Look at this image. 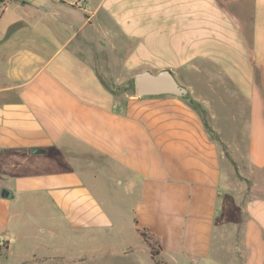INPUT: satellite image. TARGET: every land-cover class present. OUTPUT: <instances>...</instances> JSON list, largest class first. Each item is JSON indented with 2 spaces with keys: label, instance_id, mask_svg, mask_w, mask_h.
Instances as JSON below:
<instances>
[{
  "label": "crops",
  "instance_id": "crops-1",
  "mask_svg": "<svg viewBox=\"0 0 264 264\" xmlns=\"http://www.w3.org/2000/svg\"><path fill=\"white\" fill-rule=\"evenodd\" d=\"M6 2L0 23L20 18L0 32V262L74 264L79 235L155 264L144 232L165 262L212 260L226 239L229 264H264V0ZM153 68L188 98L107 85ZM91 153L113 165L106 187ZM112 187L109 205L96 194Z\"/></svg>",
  "mask_w": 264,
  "mask_h": 264
},
{
  "label": "rangeland",
  "instance_id": "rangeland-1",
  "mask_svg": "<svg viewBox=\"0 0 264 264\" xmlns=\"http://www.w3.org/2000/svg\"><path fill=\"white\" fill-rule=\"evenodd\" d=\"M7 1L8 2H6L7 3L6 5L11 8L15 3H18V4H21L22 2L35 3L36 1H41V0H7ZM40 4L44 5L45 2H41ZM4 6H5V0H0V12L3 11ZM20 11H24V13H27V15L30 16L31 19L34 18L33 12L28 13L26 7H20ZM19 18H20L19 10L13 11L11 9V10L5 11V16L4 18H2V21L0 23V32L3 30L4 27L9 26V25H10L9 26L10 30H12V32L13 31H15V33L18 32L17 29H15L17 27L13 26V23L16 22ZM27 28L30 31L20 34L19 40L25 41V39H29L31 35H33V37L35 38L34 25L32 26V25L27 24L26 29ZM41 29L42 31H44V33H48L47 31H45L44 27H42ZM22 30H25V29H22ZM47 35L49 36V34ZM155 69L156 68H153L154 72L156 71ZM0 76L2 77V72H0ZM132 76H133V72L129 75L130 80L128 82H124L123 84L107 83V85L108 86L112 85L113 87H116L117 89L120 88L123 95H125V93H130L134 95ZM200 86H201V82H200ZM205 89H206V94H208V99H209L210 98L209 90L207 88ZM203 115L205 117L206 114H203ZM222 147H223V144H222ZM84 158L89 160V163L87 164L88 166L87 168H90L91 170L98 171V168L102 169L106 165L105 167L106 171L104 172L106 176L104 174H103L104 176L99 174L96 180L99 186L106 187L107 186L105 185L106 180H107L106 177L109 178V174L113 172V169H111L113 168V165L109 161L105 160V158L100 157L99 155L94 154V153H91L88 156H85ZM229 159L233 163L234 167L237 168L232 158L230 157ZM100 182H101V185H100ZM115 189H116L115 187L114 188L112 187L111 194L107 196L103 194H98V191L96 190L97 191L96 195L97 197H99L101 201H104L110 205L111 203L118 202V199L120 198V196L116 194ZM58 243L62 245L61 243L63 242L59 241ZM67 243H68V246L70 247V252L73 257H78V256L84 257L80 260H75L74 264H145L144 260L142 259L139 253L128 254V255H125L124 257L115 256L112 252L113 250L105 249V248L112 247V246H109L108 244L106 245L104 241H101L100 243L93 242L92 240L90 241L84 236L75 235V236H69ZM218 245L219 244L215 245L216 249ZM5 246H6V243L4 242L2 250L0 248L1 258L4 253L3 249L5 248ZM98 246H99L100 251H96V252L89 251L90 248L98 247ZM60 247H63V246H60ZM219 252H220L219 254L218 253L216 254L218 256L213 255L214 257L212 260L209 259L206 261V260L199 259L197 264H229L230 262H228L229 260L227 259L231 260L230 256H232L235 252L234 246L228 240L224 239L222 245H219ZM158 257L164 260L161 255L160 256L158 255ZM36 259L37 258L34 256V254L28 253L20 257L9 258L7 262L10 261V264H35L37 261H42V264H52V262L53 263L62 262V260L56 259V258L51 259V260L50 259L36 260ZM166 261L169 264L188 263L187 262L188 260H185V258L174 259V258H170L169 256L168 257L166 256ZM3 262H5V260H1L0 264H3Z\"/></svg>",
  "mask_w": 264,
  "mask_h": 264
},
{
  "label": "water",
  "instance_id": "water-1",
  "mask_svg": "<svg viewBox=\"0 0 264 264\" xmlns=\"http://www.w3.org/2000/svg\"><path fill=\"white\" fill-rule=\"evenodd\" d=\"M133 90L135 95H160L172 94L188 98V89L185 85L179 83L170 69L162 68L155 72L150 70H141L133 74ZM40 148L29 147L28 152H41ZM0 195L11 197L12 193L5 187H0Z\"/></svg>",
  "mask_w": 264,
  "mask_h": 264
},
{
  "label": "trees",
  "instance_id": "trees-1",
  "mask_svg": "<svg viewBox=\"0 0 264 264\" xmlns=\"http://www.w3.org/2000/svg\"><path fill=\"white\" fill-rule=\"evenodd\" d=\"M190 103L192 104V106L195 109H197L198 111H200L203 114L204 110L198 104L194 103L193 101H190ZM204 123H205L206 128H208V130L211 132L212 130L207 125V122L204 121ZM221 144H222V142H221ZM223 149L225 151L226 156L228 158H230L229 153L227 152L226 147L224 146V144H223ZM140 234L143 236L144 240L148 244V246L150 248L151 257H152L153 261L155 262V264H168L167 262H165L164 260H162V259H160L158 257V253L159 252H158L157 248L155 247V242L151 241V239L149 237H147L144 232H140Z\"/></svg>",
  "mask_w": 264,
  "mask_h": 264
},
{
  "label": "built area",
  "instance_id": "built-area-1",
  "mask_svg": "<svg viewBox=\"0 0 264 264\" xmlns=\"http://www.w3.org/2000/svg\"><path fill=\"white\" fill-rule=\"evenodd\" d=\"M4 245V241L3 240H0V248H2Z\"/></svg>",
  "mask_w": 264,
  "mask_h": 264
}]
</instances>
